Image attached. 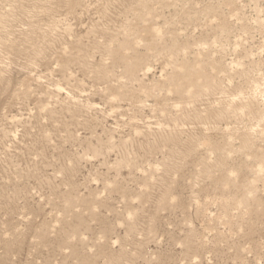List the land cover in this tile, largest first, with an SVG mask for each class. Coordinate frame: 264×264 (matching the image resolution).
<instances>
[{"label":"rangeland","instance_id":"obj_1","mask_svg":"<svg viewBox=\"0 0 264 264\" xmlns=\"http://www.w3.org/2000/svg\"><path fill=\"white\" fill-rule=\"evenodd\" d=\"M0 264H264V0H0Z\"/></svg>","mask_w":264,"mask_h":264}]
</instances>
